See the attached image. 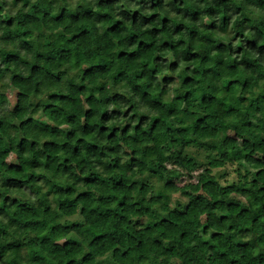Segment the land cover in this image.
Instances as JSON below:
<instances>
[{
  "label": "trees",
  "instance_id": "16d2710c",
  "mask_svg": "<svg viewBox=\"0 0 264 264\" xmlns=\"http://www.w3.org/2000/svg\"><path fill=\"white\" fill-rule=\"evenodd\" d=\"M119 0H101L102 5L111 6L118 3ZM146 9L151 7H160L163 10L164 0H140ZM175 2V0H173ZM201 2L210 3L212 7L208 9L210 14L225 13V23L217 27L216 24L208 25L206 32L200 33L190 25H183L176 21H169L176 29L165 35L168 37L161 44L163 47H171L177 61H173L172 70L179 66V59L186 61H195L194 66L186 68L183 75V83L181 90L188 107L183 113H174L171 106L166 105L167 115H177V122L187 124L188 127L176 129L173 124L164 119L160 121V128L157 129V139H165L166 143L179 142L183 146L182 151H178L170 162H178L179 169L169 171V181L178 180V187L183 184V175L187 174L189 178L199 181L191 187V191L185 192L188 196L187 200L176 202L175 208L164 206V213L159 218L152 214L153 210L148 208L141 199L144 194V180L130 179L125 172L120 175L119 172H113L110 177L102 178L93 170L92 166H88V175L81 177L85 185H91L96 191L80 192L75 200L72 199L76 189L67 182H57L54 177L35 176L26 173V168L38 167L40 164L39 151L35 150L36 142L25 136H17L13 140H6V127L8 122L0 119V188L6 191H0V216L10 219L13 225L21 228H32L33 231L38 230L35 241H39L41 245L40 251H33V264H97L95 256L90 260L89 255H81L88 249L96 252V249L107 253L111 249L113 243H119L121 246L117 248L112 256L117 259V264H160L159 257L166 256L165 264H264V248L260 249L259 255H253L251 249L258 247V242L264 243V117L256 119L253 124L252 119L255 118L250 110H242L239 104L242 100L231 97L228 89L231 87L232 81H225L223 84L224 95H218L219 89L213 86L210 79H221L225 74H233L237 69V64H250L258 67V62L250 59L252 52L262 53L264 59V21L253 19L249 26L255 31L250 37L244 36V30L237 23L235 27L236 37L225 42L219 38L217 33L228 35L227 12L231 11L235 5L232 0H201ZM264 6L262 0H255ZM6 0H0V12L6 7ZM23 3L24 8L20 9L15 17L9 15L7 17L0 16V29L6 28L3 36H0V42H11L15 44L16 39L35 35L32 41L25 40L20 50L32 52L36 50L35 60L31 62L32 75L27 78L24 75H18L13 71L12 64L15 62L17 70L20 65L29 66V61L21 57L15 48L0 49V64L9 65L7 71L11 73V84L16 87H22L27 82L32 81L33 77L39 72L53 77H58L60 73L51 71L52 67H60L64 62L70 61L73 57L79 59L81 56V46L90 45L94 55L90 57L94 68L103 70L109 67V55H100V47L96 40L93 39L95 30L91 31L87 26H82L77 30L71 39L51 42L49 37H45L42 28L38 27L37 32L31 30L22 31L29 28L30 22H40L45 9L43 0H14L13 7ZM183 3V0H181ZM31 5V10L25 12ZM179 14L181 11L190 14L193 21L198 20L199 16L191 7L182 9L174 8ZM126 18L133 20L134 26L140 27L153 23L155 21L164 25V20H160L159 16L151 18H141L139 12L124 13ZM87 18H91L90 13H85ZM110 20L111 18L108 17ZM142 19V24H141ZM166 19V18H165ZM15 26L16 31L12 32ZM113 28L119 31H127L122 25L117 23ZM165 27H155L150 33H144V38L140 41V51L133 53L128 57V61L151 52L155 47L156 36L164 33ZM111 32L112 29H109ZM189 35L188 40L183 38L171 44V37L177 34L183 35L184 32ZM88 33L87 36L84 34ZM136 34L130 33L127 40L115 39L110 37L105 41V46L122 47L124 44L131 46L136 42ZM199 40L197 45L196 41ZM235 39H240L242 46L234 49L232 47ZM43 40L44 44L39 41ZM247 49V50H246ZM216 52L218 55L213 56ZM88 49L83 50V55L87 56ZM243 53V59L234 61L232 55H240ZM125 55H127L125 53ZM124 53L121 52L119 57L120 63L117 75L123 73L128 65L123 60ZM225 56L228 57L225 60ZM118 57V59H119ZM163 58L157 57L156 62ZM44 63L40 64L39 61ZM167 63L166 60L163 61ZM2 67V66H0ZM148 71L155 72V67H148ZM106 70V69H105ZM191 72L192 75H187ZM91 74V73H90ZM101 73H97L99 75ZM143 76V72H137L130 75V80H139ZM3 74L0 73V79ZM149 79H153L149 75ZM176 77H166L168 83L176 82ZM136 87L141 88L142 92L149 95V103H157V98L152 95L145 84L137 83ZM78 88H84L83 79ZM11 93L0 91V111L9 104ZM55 98V96L50 97ZM16 99L19 103L12 109V115L18 116L21 113L23 103L28 99V94L21 91L16 93ZM69 99H72L69 97ZM88 102L95 100L93 96H89ZM120 100L124 97L120 96ZM177 99H180L178 96ZM199 100V104L196 101ZM79 106V105H77ZM26 110V109H25ZM83 109L81 108V111ZM47 111V109H46ZM55 111L62 112L65 117L70 114L61 106L57 105ZM256 111H264V106L256 105ZM48 115L53 117V113ZM85 115L91 119L92 113ZM120 115L119 112L105 113L104 119H111L112 116ZM234 115L243 117L242 124L230 122V118ZM184 117L181 119L180 117ZM252 116V118H250ZM54 118V117H53ZM23 121L20 127H23ZM157 121H153V126ZM79 124V119H77ZM101 124L91 123L85 128V131H95L94 127H101ZM16 127V125H12ZM43 127H49L43 125ZM58 131V130H57ZM116 132V129L111 130ZM151 133V128L149 129ZM111 136V133L109 134ZM237 137L241 143L237 145ZM124 139L123 133L117 136L116 147H120V141ZM44 147H50L45 144ZM96 145L85 144V148H95ZM125 147L127 145L125 144ZM57 150H72L71 160H76V149L78 145H56ZM228 149L232 151L229 152ZM17 151V157L20 163L5 162V156L11 151ZM27 150L32 152L31 160H23L22 154ZM53 158H55V155ZM142 167H149L151 171L158 172L161 165L160 158L146 159L143 155L137 157ZM240 159L248 161L249 164L255 165L260 170L252 172L245 169L242 173L240 164L236 168L237 176L232 183L227 184L230 175V166L238 163ZM228 167H225V166ZM48 167L47 164L43 165ZM71 167L69 158L65 159L63 165L55 167V174H61L63 169ZM115 169L116 165H110ZM201 168L204 169L201 172ZM218 168L213 174L212 169ZM81 171H83L81 169ZM131 171V167H129ZM180 172L181 175L176 173ZM199 175L192 177V173ZM75 175V173H73ZM251 177V179H249ZM43 181V185L40 182ZM225 183H221V182ZM226 185V186H225ZM166 185L157 189L161 196H164ZM12 191H18L20 195L12 196ZM133 192L136 193L133 196ZM235 193V195H233ZM56 196L60 199L53 200L49 203V197ZM36 198L33 202V199ZM171 203V198H167ZM134 201V202H133ZM81 203L80 216H75V207L77 203ZM158 202V201H157ZM115 203L116 208L111 205ZM135 214L138 219L133 221L131 214ZM207 213V216H204ZM204 216L203 219L201 217ZM74 218V219H73ZM83 218V223H81ZM56 220H64L63 225L55 224ZM164 227L158 230L159 226ZM215 227L217 231L212 232L208 239L209 229ZM59 228L61 231L57 235L66 234L68 231L75 230L80 240H69L66 245L57 248H49L46 241ZM142 229V231H141ZM45 230L48 235L45 236ZM151 230V231H150ZM2 232V229H0ZM251 235L252 239L244 243L242 237ZM241 237V239H237ZM33 241L30 240L29 243ZM99 242V243H98ZM15 243V242H14ZM47 250L48 255H44L43 251ZM98 253V254H102ZM99 264H109L108 261H99Z\"/></svg>",
  "mask_w": 264,
  "mask_h": 264
},
{
  "label": "clouds",
  "instance_id": "9594fccd",
  "mask_svg": "<svg viewBox=\"0 0 264 264\" xmlns=\"http://www.w3.org/2000/svg\"><path fill=\"white\" fill-rule=\"evenodd\" d=\"M32 2L34 3L35 0H32ZM262 3H264V0H262ZM5 4L6 7H4L3 12H0V16L7 17L11 15L15 17L20 9L24 8L23 3L13 7L14 0H6ZM232 4L235 7L226 13L227 17H230L227 21L228 35L217 33L219 38L226 43L236 37L234 29L237 23L244 30V36L250 37L255 31L249 26L251 20L264 21V6L256 3L255 0H232ZM43 7L45 11L42 14V20L38 23L30 22L29 28L22 29V31L31 30L36 33L37 28L40 27L44 36L49 37L51 42L55 43L58 40L71 39L77 30L82 26H87L90 31L92 29L95 30L93 39L99 44V54L109 55V67L103 70L94 68L92 66L93 63H99V61L90 59L94 55L90 45H82V54L79 59L73 57L60 67H52L51 71L60 73L58 77L38 72L32 81L27 82L22 87H16L11 84V73L7 71L9 65L0 64L2 66L0 67V73L3 74V78L0 79V91L11 93L9 104L0 111V119L8 122L5 139L13 140L17 136L33 139L36 142L35 150L41 153L40 164L38 167L26 168V173L35 176L54 177L57 182H67L69 185L74 186L76 192L72 197L73 200L76 199L80 192L96 191L95 187L85 185L81 179V177L89 174V165L102 178L110 177L114 171L119 172L120 175H124L126 172L130 179L143 178L144 194L141 199L148 208L153 210L152 214L159 220L162 214H166L164 213L165 205L168 208H175L176 202L188 199L185 192L191 191V187L199 183L198 180L189 178L187 174L183 175V184L178 187H173V185L180 184L174 178L171 183H168L170 179L168 176L169 171L179 169V163L170 162L171 158L178 151H182L183 146L179 142L168 144L165 139H157L156 130L160 128L159 122L164 119L169 120L176 129L188 127L187 124L179 123L177 120L178 114L183 113L188 107L185 103L186 98L183 90H181L183 83L182 74L186 68L194 66L195 61H186L180 58L179 66L173 71L171 65L173 61H177V57L171 47L161 48V44L168 38L165 35V33L169 32L168 29L171 32L176 31L174 25L169 23V21L190 25L198 32L204 33L206 32L205 26L216 24L219 27L220 24L225 23V13L210 14L208 9L212 5L201 2V0H183V3H181V0H175V2L173 0H164L163 10L160 7H151V4L145 9L140 0H119L118 3L111 6L102 5L101 0H43ZM186 7L194 9L193 13L198 14V20L193 21L190 14L182 11L178 14L177 11L173 10L174 8L182 9ZM30 10L31 5L25 9V12ZM136 12H139L141 18H151L158 15L160 20H164V25H161L158 20L142 27L139 25L134 26L133 20L126 18L124 13ZM85 13H90L91 18H87ZM108 17L111 19L109 20ZM142 22L141 19V24ZM117 23L122 25L123 29H127V31H119V36H116L118 30L113 28V25ZM154 26L157 28L165 27L166 29L164 33L156 36L154 49L128 61L129 56L140 51V41L144 38L143 34L152 32ZM109 29H112V31L110 32ZM6 30V28L0 29V36H3ZM11 31H16L15 26L12 27ZM133 32L138 39L131 46H127V44L122 47L105 46V41L110 37L126 41L129 34ZM84 35L87 36L88 33ZM182 38L184 40L189 39L186 31L183 35L172 36L171 44L179 42ZM34 39L35 35H30L16 39L15 44L0 42V49L15 48L21 57L30 62L29 66L20 65L18 70L15 62L12 64L13 71H16L18 75H24L26 78L32 75L30 64L35 60L37 52L35 49L32 52H28L26 49L21 51L20 48L25 40L32 41ZM39 43L43 45L44 41L41 40ZM196 43L197 45L199 44L198 39ZM260 43L264 44V41H260ZM241 46V40L235 39L232 47L236 49ZM85 48L88 49L87 56L83 55ZM121 52L124 53L123 60H126L131 67L125 68L122 74L117 75L122 61L121 57H119ZM212 55L216 56L218 53L213 52ZM157 57L163 58L159 64L156 62ZM227 59L228 57L225 56V60ZM231 59L239 61L243 59V53L232 55ZM250 59L257 61L258 67H253L250 64H237L238 70L234 71L233 74H225L221 79H210L209 82L220 90L218 95L223 96V84L225 81H232L231 87L228 89L229 95L243 101L239 104V107L242 110H250L254 114L255 118L252 119V122L255 124L256 119L264 117V111H256L257 104L264 106V59H262V53L260 52H252ZM164 60L167 63H164ZM38 63L43 64L44 61L41 60ZM145 65L155 67L156 71H148ZM137 72H143V76L139 80H130L129 76ZM97 73L101 74L97 75ZM149 75L153 79H149ZM187 75L191 76L192 73L188 72ZM166 77H176L177 79L174 83H168L165 80ZM81 79H83L84 88L76 87V85L80 84ZM137 83L145 84L158 102L149 103V95L142 92L141 88L136 87L135 84ZM21 91L28 94V99L23 103L21 113L18 116H13L12 109L19 103L16 99V93ZM53 96L55 98L50 99ZM89 96L95 98L91 103L88 102ZM120 96H123L124 99L120 100ZM178 96L180 99H177ZM69 97L72 99H69ZM196 104H199V100L196 101ZM57 105L61 106L70 115L65 117L62 112L55 111ZM166 105L171 106L173 112L178 114L168 116ZM81 108L83 109L82 111ZM49 112L53 113L54 118L48 115ZM89 112L92 113L91 119L85 115ZM113 112H119L120 115L112 116L111 119H104L105 113ZM180 118L183 119L184 117L181 116ZM77 119H79V124H77ZM154 120L157 123L153 126ZM21 121L24 122L22 128L20 127ZM242 121L243 117L240 115H234L230 118V122L242 124ZM91 123H102L103 126L102 128L94 127L95 131L86 132L85 128H93L87 127ZM45 124L49 127H43ZM12 125H16V127H12ZM150 128L151 133L149 132ZM113 129H116V132H112L111 130ZM121 132L124 139L119 142L120 147H116L117 136ZM110 133L111 136L109 135ZM240 143L241 141L237 137V145ZM45 144L50 145V147H44ZM66 144L78 145L76 149L78 155H76L75 161L70 159L72 156L70 148L66 151L57 150L56 148V145ZM85 144L96 145L97 147L85 148ZM125 144L127 147H125ZM228 151L231 152L232 150L228 149ZM52 154L55 155V158H53ZM141 155L146 159L160 158L162 167H160L158 172L151 171L149 167H142L140 160L137 158ZM22 158L26 161L31 160L32 152L25 150ZM66 158H69L71 167L63 169L61 174L56 175L57 160L59 165H63ZM4 159L5 162H21L17 157L16 150L11 151ZM44 164H47L48 167H44ZM113 164L116 165L115 169L110 167ZM240 164L244 165L240 169L242 173L245 169L252 172L260 170L255 165L249 164L248 161L240 159L238 163L230 166L231 170L227 184L232 183L236 178V168ZM129 167H131V171H129ZM225 167L228 166L226 165ZM200 171L203 172L204 169L201 168ZM217 171H220V169H212L213 174ZM176 174L181 175L180 172ZM197 175L199 173H192V177ZM43 183V181L40 182L41 185ZM221 183L225 182L222 181ZM164 185H166L164 196H161L157 189ZM0 191H6V189L0 188ZM10 195L15 197L20 195V193L12 191ZM132 195L135 196L136 193L133 192ZM168 197L171 198V203L167 199ZM35 199H33V202ZM57 199H60V197H49V203ZM82 206L79 202L74 205L75 216H80ZM116 206L115 203L111 205L112 208H116ZM204 216H207V213H204ZM130 218L135 221L139 217L133 213ZM81 223H83V218H81ZM55 224L63 225L64 220H56ZM163 227V225H160L158 230ZM0 229H2V232H0V264H33V251L41 250L39 241L34 240L38 230L33 231L32 228L25 229L13 225L10 219H5L3 216H0ZM60 231L61 229L57 228L56 232L46 241L49 248L64 246L69 240L74 238L77 240L81 239L75 230L68 231L63 235H57ZM215 231H217L215 227L210 228L208 236H205L204 239H208L212 232ZM44 235H48L47 230H45ZM237 239H241V237ZM242 239L244 243H247L252 239V236L245 235ZM30 240L33 242L29 243ZM120 246L119 243H113L110 251L102 253V250L98 248L96 252H93L92 249H88L87 245H85V250L81 255H89L91 253L89 259L91 260L95 256L97 264L102 260L108 261L109 264H117V259L112 256V253ZM261 248H264V243L258 242V247L251 249L252 254L259 255ZM43 254L48 255L47 250H44ZM166 260V256L162 255L159 257L160 264H165Z\"/></svg>",
  "mask_w": 264,
  "mask_h": 264
}]
</instances>
